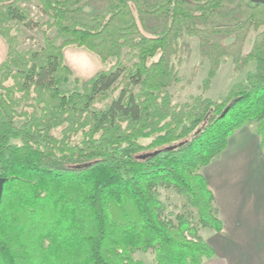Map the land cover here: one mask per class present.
I'll return each instance as SVG.
<instances>
[{
	"label": "trees",
	"instance_id": "16d2710c",
	"mask_svg": "<svg viewBox=\"0 0 264 264\" xmlns=\"http://www.w3.org/2000/svg\"><path fill=\"white\" fill-rule=\"evenodd\" d=\"M34 1L0 0V264H204L215 252L199 229L223 228L204 168L241 127L264 148V2L37 0V22ZM34 27L44 44L19 48L14 30ZM186 35L210 63L205 87L228 58L256 68L225 97L178 102ZM70 45L107 66L76 76Z\"/></svg>",
	"mask_w": 264,
	"mask_h": 264
},
{
	"label": "crops",
	"instance_id": "0c3cea01",
	"mask_svg": "<svg viewBox=\"0 0 264 264\" xmlns=\"http://www.w3.org/2000/svg\"><path fill=\"white\" fill-rule=\"evenodd\" d=\"M203 172L223 222L205 238L215 254L204 264H264V148L254 127L235 131Z\"/></svg>",
	"mask_w": 264,
	"mask_h": 264
},
{
	"label": "rangeland",
	"instance_id": "374dc122",
	"mask_svg": "<svg viewBox=\"0 0 264 264\" xmlns=\"http://www.w3.org/2000/svg\"><path fill=\"white\" fill-rule=\"evenodd\" d=\"M28 5L32 10L31 17L35 21L43 22L48 19V17L41 11L37 0ZM14 32H16L19 37V48H35L44 44V35L40 27L21 28V30L15 29ZM255 34V32H251L247 37L244 46L245 52L250 50ZM183 41L187 45L179 54V57L174 60L180 77V82L169 88V90L173 93L175 100L178 102H188L191 100L192 96L201 93L215 100L225 97L234 84L244 80L248 72L254 71L256 68V64L252 62L244 70H236L233 59L228 58L221 63L219 70L211 79L209 86L205 87L204 81L208 77L210 63L200 53L199 39L196 36L186 35L184 36ZM6 50V40L0 35V62L5 57ZM106 66L107 65L98 57L97 71L105 68ZM248 126H252L255 129V125ZM161 198L168 204L167 213L169 211H173L174 213L182 211V208L178 205L179 201L183 199V196L177 194L175 191L166 189L162 190ZM199 230L200 234L204 238H207L211 232L208 228H200ZM137 257L144 259L147 264H153L151 252L138 253Z\"/></svg>",
	"mask_w": 264,
	"mask_h": 264
},
{
	"label": "clouds",
	"instance_id": "9594fccd",
	"mask_svg": "<svg viewBox=\"0 0 264 264\" xmlns=\"http://www.w3.org/2000/svg\"><path fill=\"white\" fill-rule=\"evenodd\" d=\"M63 61L78 77L87 78L98 68V57L85 46L70 45L62 50Z\"/></svg>",
	"mask_w": 264,
	"mask_h": 264
},
{
	"label": "water",
	"instance_id": "95a60500",
	"mask_svg": "<svg viewBox=\"0 0 264 264\" xmlns=\"http://www.w3.org/2000/svg\"><path fill=\"white\" fill-rule=\"evenodd\" d=\"M254 1L264 2V0H254ZM140 157H145V155H141ZM5 182H6V178L3 176H0V206H1V202H2V196H3Z\"/></svg>",
	"mask_w": 264,
	"mask_h": 264
}]
</instances>
